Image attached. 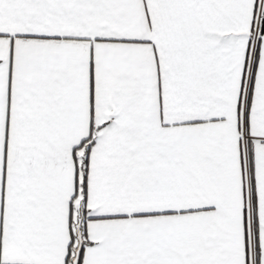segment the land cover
I'll list each match as a JSON object with an SVG mask.
<instances>
[{
  "label": "snow or ice",
  "instance_id": "6c2138e0",
  "mask_svg": "<svg viewBox=\"0 0 264 264\" xmlns=\"http://www.w3.org/2000/svg\"><path fill=\"white\" fill-rule=\"evenodd\" d=\"M0 264H264V0H0Z\"/></svg>",
  "mask_w": 264,
  "mask_h": 264
}]
</instances>
